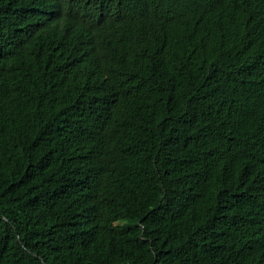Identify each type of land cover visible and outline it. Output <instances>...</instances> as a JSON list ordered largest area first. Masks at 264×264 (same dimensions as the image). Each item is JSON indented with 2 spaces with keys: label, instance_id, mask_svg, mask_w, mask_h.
Segmentation results:
<instances>
[{
  "label": "trees",
  "instance_id": "trees-1",
  "mask_svg": "<svg viewBox=\"0 0 264 264\" xmlns=\"http://www.w3.org/2000/svg\"><path fill=\"white\" fill-rule=\"evenodd\" d=\"M0 264H264V0H0Z\"/></svg>",
  "mask_w": 264,
  "mask_h": 264
}]
</instances>
